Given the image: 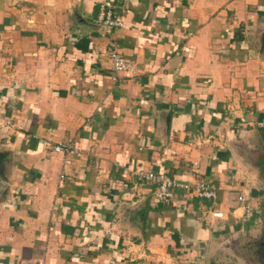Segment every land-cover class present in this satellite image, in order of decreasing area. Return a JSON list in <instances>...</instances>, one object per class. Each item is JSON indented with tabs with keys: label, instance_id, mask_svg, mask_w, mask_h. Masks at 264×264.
<instances>
[{
	"label": "crops",
	"instance_id": "0c3cea01",
	"mask_svg": "<svg viewBox=\"0 0 264 264\" xmlns=\"http://www.w3.org/2000/svg\"><path fill=\"white\" fill-rule=\"evenodd\" d=\"M0 264H264V0H0Z\"/></svg>",
	"mask_w": 264,
	"mask_h": 264
},
{
	"label": "built area",
	"instance_id": "2783aa9c",
	"mask_svg": "<svg viewBox=\"0 0 264 264\" xmlns=\"http://www.w3.org/2000/svg\"><path fill=\"white\" fill-rule=\"evenodd\" d=\"M99 21L103 23L109 30L122 27L124 25L123 20L119 17L111 4H105L101 6ZM109 54L114 64V69L117 72H128L131 69V64L120 53L115 50V44H111L109 47ZM55 153L63 154L65 157L69 155H75L77 148L75 141L70 139L65 142L59 143L53 147ZM65 162L69 163V160L65 158ZM140 179L150 182L155 185L154 195L158 201L169 203L177 195L179 191L189 195L191 198L210 199L216 198V189L211 184L201 181L196 184L185 183L179 181L167 173L164 172H137L136 174ZM240 201H244L245 198L240 197ZM213 215L217 218H222L223 213L214 212Z\"/></svg>",
	"mask_w": 264,
	"mask_h": 264
}]
</instances>
